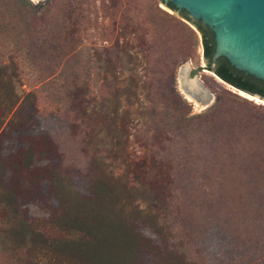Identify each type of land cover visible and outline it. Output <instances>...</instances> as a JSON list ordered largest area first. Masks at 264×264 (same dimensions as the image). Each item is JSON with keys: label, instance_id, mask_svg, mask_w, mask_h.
I'll list each match as a JSON object with an SVG mask.
<instances>
[{"label": "rangeland", "instance_id": "obj_1", "mask_svg": "<svg viewBox=\"0 0 264 264\" xmlns=\"http://www.w3.org/2000/svg\"><path fill=\"white\" fill-rule=\"evenodd\" d=\"M29 1L0 0V64L16 70L20 97L8 119L29 121L34 106L63 166L81 176L99 150L115 176L153 188L150 201L137 203L149 207L188 260L224 264L220 248L214 263L206 260L193 235L211 219L224 233L251 226L248 203L234 189L249 147L258 145L247 141L250 136L264 149V105L204 68L200 34L186 22L194 33L187 31L162 0ZM22 15L38 21L40 41L27 39L31 33L17 18ZM186 69L212 95L204 109L180 88ZM19 103L25 108L13 115ZM212 109L207 124L186 123ZM204 127L214 138L208 154L186 142L206 138ZM0 264L30 262L25 250H15L0 253Z\"/></svg>", "mask_w": 264, "mask_h": 264}, {"label": "trees", "instance_id": "obj_2", "mask_svg": "<svg viewBox=\"0 0 264 264\" xmlns=\"http://www.w3.org/2000/svg\"><path fill=\"white\" fill-rule=\"evenodd\" d=\"M20 1L30 4L29 0ZM167 5L171 8L169 1ZM179 14L200 34L205 69L264 98L263 80L246 76L228 59L213 57L215 36L208 25L189 14ZM17 18L31 33L27 39L40 41L38 21L25 20L24 15ZM186 21H180L181 25L194 33ZM8 22L12 23L11 32L18 34V22ZM16 77L14 68L0 64V253L25 250L30 264H196L181 250L183 245L172 243L173 234L158 223L149 207L137 203L151 200L152 187L136 188L115 176L96 149L85 174L71 172L63 166L60 152L48 137V124L34 106L29 121L8 119L20 99ZM24 108L19 103L13 115ZM212 111L188 116L186 123L199 119L205 125L212 120ZM209 129L200 132L204 131L206 138L187 140V148L198 151L201 146L205 152L213 147ZM251 138L247 141L258 145L249 147V163L238 168L234 189L248 203L250 213L244 220L251 226L224 233L211 219L197 228L201 235H193L192 243L196 242L195 247L211 263L220 248L218 255L224 264H264V149ZM90 142L95 147V142Z\"/></svg>", "mask_w": 264, "mask_h": 264}, {"label": "water", "instance_id": "obj_3", "mask_svg": "<svg viewBox=\"0 0 264 264\" xmlns=\"http://www.w3.org/2000/svg\"><path fill=\"white\" fill-rule=\"evenodd\" d=\"M162 3L173 12L201 19L214 31V58L228 59L246 76L264 81V0H162ZM184 89L200 102L211 95L201 86L197 93L185 86ZM251 95L264 100L258 94Z\"/></svg>", "mask_w": 264, "mask_h": 264}, {"label": "bare ground", "instance_id": "obj_4", "mask_svg": "<svg viewBox=\"0 0 264 264\" xmlns=\"http://www.w3.org/2000/svg\"><path fill=\"white\" fill-rule=\"evenodd\" d=\"M34 1H35V0H34ZM188 74H189V71L186 69V72H185L184 76L181 77V79H180V88L182 89V91H183L184 95L186 96V98H189L190 101H191V100H194V101L199 105V107H200L201 109H204V108H206V107L210 104L211 100L213 99V98H212V95H210V96L208 97V99H205L204 102H200L199 100L193 98L192 94H190L189 92H187V91L184 89V86L187 87L188 89H190L191 91L196 92V93L200 91V86L197 85V83H196L195 80L190 79ZM217 77H218V76H217ZM218 78H219V77H218ZM219 79H220V78H219ZM220 80H221V79H220ZM221 81H222V80H221ZM222 82H223V81H222ZM227 84H228V83H227ZM228 85H229V86H232V85H230V84H228ZM232 87H233V89H234L239 95H241V96H243V97H245V98H247V99H250V100H252V101H255L256 103H259V104H263V105H264V100H263V99H260V98H258L257 96L251 95V94H249V93H247V92H245V91H243V90H240V89H238V88H236V87H234V86H232Z\"/></svg>", "mask_w": 264, "mask_h": 264}]
</instances>
